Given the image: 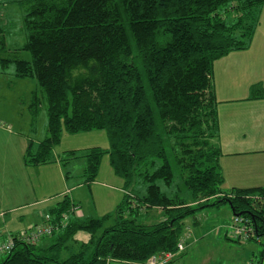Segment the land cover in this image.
I'll use <instances>...</instances> for the list:
<instances>
[{"label": "trees", "instance_id": "16d2710c", "mask_svg": "<svg viewBox=\"0 0 264 264\" xmlns=\"http://www.w3.org/2000/svg\"><path fill=\"white\" fill-rule=\"evenodd\" d=\"M26 40L13 57L18 78L36 80L29 111L46 106V135L26 162L46 163L62 130L105 131L109 146L91 148L85 182L95 179L102 153L123 179L124 194L112 213L72 218L46 248L16 240L0 264H129L161 250L176 251L184 219L206 207L228 205L249 217L264 258V187L222 189L221 151L211 138L218 129L213 68L216 60L250 44L264 0H22ZM27 51L29 59L16 53ZM260 95L258 85L252 87ZM74 156V151H71ZM172 184L175 191L171 194ZM206 199L196 206L191 201ZM137 204L162 205L165 219L137 221ZM252 195H259L258 198ZM263 196V197H262ZM138 204V205H139ZM74 203L63 195L54 217ZM109 218L112 224L104 226ZM87 243L69 251L76 232ZM99 232V233H98ZM226 238H228L226 236ZM234 240V239H231ZM68 251L66 256L63 252ZM178 255V254H177ZM173 258L167 264H173Z\"/></svg>", "mask_w": 264, "mask_h": 264}, {"label": "rangeland", "instance_id": "374dc122", "mask_svg": "<svg viewBox=\"0 0 264 264\" xmlns=\"http://www.w3.org/2000/svg\"><path fill=\"white\" fill-rule=\"evenodd\" d=\"M16 9L15 16L11 19V29L5 32L4 35V47H2L0 43V58L13 57L15 55L12 52L13 48L22 46L26 40V32L22 22L24 10L19 7ZM259 21L260 17L257 25H259ZM258 32L261 33L262 30L258 29L257 33ZM16 54L19 58H30L27 51H21ZM33 91L40 93L36 80L33 78L16 77L14 73V62L10 61L3 67L0 65V166L2 158L5 154L7 155L8 152V163L11 165V171L13 167L17 168L18 162H20L23 167V188L25 189L27 187L29 194L27 200H23L27 201L26 203L35 199H40V197L45 195H56V193H59L56 192L59 189H70L71 187V193L68 194L81 204V210L78 211V213L77 208L75 211L69 213L72 218L76 217V213L80 219H85L86 216H93L96 218L98 215H103V213H112L124 193L113 191L111 188L113 185L117 184V180H113L115 174L109 165L107 153H102L98 171L95 176V180L99 181V183H101L100 185H102V183H104V185L92 187L91 185H87L84 181L86 178V163L83 155L89 152L91 148L98 147L104 151L109 146L108 138L104 130L90 129L80 132L62 130L58 143H56L51 150V156L55 161L51 162V164L39 165L38 171L35 169L36 165L32 163L28 165V168L23 166L25 159H27L24 151L25 147L28 146L30 150H35L38 142L46 135L47 115L45 101L41 102L36 115H32L29 111V103ZM22 151H24V153ZM71 151H74V157ZM56 165L57 167L59 166L58 169L60 170L59 174L61 179H58ZM66 175L69 176V181L65 182L64 185V176ZM108 183L112 186L109 187L107 185ZM171 186L172 187L169 189H171L170 193L172 194L175 191L176 185L172 184ZM176 188H178V186ZM109 190L112 192L111 195L108 194ZM90 193L93 194L92 200L90 199ZM227 194V192H220L205 199L202 198L191 201L189 195L181 193V195L187 199L188 204L192 206H196L198 202H204L206 199L212 200L217 196H228ZM131 197L133 199L131 203L132 206L136 207L138 210V213L134 214L138 222L152 224L165 219V208L162 205H149L146 203H138V205L136 203L138 202L136 197H134L133 194H131ZM252 197L258 198L259 195H252ZM60 198L61 195L55 196L54 198L52 196L51 203H55ZM31 208L32 207L21 209L18 213ZM150 213H153V215L155 214V216L148 217ZM230 214L231 210L229 206L224 204L220 207L206 206L198 210L194 216L186 217L184 219L183 232L179 237V239L184 238L185 248L182 252L177 253L178 255H175L173 264H260L261 257L259 251L262 249L260 243L251 239H249L251 241L246 240L248 242L231 240V238L228 237L226 230L233 215L232 214L230 217ZM70 215L68 216L70 217ZM113 221V218H109L105 221L104 226L112 224ZM193 221L194 223L199 222L200 225L196 226L192 224ZM221 225L222 228L216 231V227H220ZM189 226L193 231L191 237ZM61 228L63 227L56 230V233H58ZM223 232L225 236H223ZM226 236L228 238H226ZM88 237H90V233L83 230L76 232L74 235L77 243L87 240ZM56 238L57 236L55 235V240ZM45 242L46 244H50V238H47L43 243ZM70 243H73V240L70 241ZM71 249L78 250V244L70 245V250ZM67 252L68 251H65L63 256H66L68 254ZM4 256L5 254L0 255V259ZM148 258L144 262H138L137 264H148ZM109 264L128 263L112 260ZM262 264H264V258Z\"/></svg>", "mask_w": 264, "mask_h": 264}, {"label": "crops", "instance_id": "0c3cea01", "mask_svg": "<svg viewBox=\"0 0 264 264\" xmlns=\"http://www.w3.org/2000/svg\"><path fill=\"white\" fill-rule=\"evenodd\" d=\"M21 1L22 0H0V43L2 47H4L5 32L11 29V19L15 16V11H17L16 8H22L25 13V8L22 6ZM263 11L264 5L260 9L259 25L255 28L250 44L244 49L234 50L222 56L216 60L213 68L214 92L217 100L216 112L218 129L216 135L211 138V142L221 151L218 161L224 177V182L222 184V189L224 191H229L232 188L264 187ZM24 13L22 14V22ZM258 29H261L262 32L257 33ZM254 85L260 86V95H253L252 87ZM27 150L28 146L25 147V155ZM24 151L22 152L24 153ZM8 156L9 152L2 158L0 166V231L4 236L8 234L15 235L28 230L34 224L43 223L46 214H51L53 216L50 210L55 206L58 200L55 203H51L52 196L54 198L58 195H61V197L67 195V197L77 205V213L81 210V204L69 195L71 193V187L70 189L61 188L56 191L59 192L56 193V195H45L29 203L23 201L27 200L29 196L27 187L25 189L23 188V167L20 162H18L17 168L13 167L11 171V165L8 163ZM53 161H55V159L52 157V159L46 163L33 165H36L35 169L38 171L39 165L51 164ZM28 165L30 164L27 163L25 159L23 166L28 168ZM56 168L58 179H61L59 174L60 170L58 169L59 166L57 167L56 165ZM64 177L63 184L65 185V182L69 181V176L66 175ZM113 178L114 181L117 180V184L113 185V187H111L112 185L109 183L107 185L111 187L113 191L124 193L123 179L116 174ZM86 184L92 187L104 185V183L100 185L101 183L95 179ZM90 194V199L92 200L93 194ZM108 194L111 195L112 192L109 190ZM116 195L119 196L118 194ZM121 199L118 201L117 205ZM27 207L32 208L18 213L19 210ZM77 213L76 217L73 218L80 219ZM104 214L106 213H103V215ZM103 215H98V217ZM231 215L232 211L230 217ZM152 216H155V214L153 215V213H150L148 217ZM86 218L95 217L86 216ZM192 224L196 226L200 225L199 222L194 223V221ZM189 228L191 237L193 231L190 226ZM220 228H222V225L216 227V231L220 230ZM223 236H225L224 232ZM47 238H50V244H46L47 241L43 243ZM88 238L90 239V237ZM72 240L73 243H70ZM87 240H77L79 241V243H77L73 236L67 243L69 251H76L70 250V245L78 244L79 248L81 244L87 243ZM55 241L54 234L49 237L45 236L38 241L37 246L46 248ZM255 259L257 260L256 257Z\"/></svg>", "mask_w": 264, "mask_h": 264}, {"label": "built area", "instance_id": "2783aa9c", "mask_svg": "<svg viewBox=\"0 0 264 264\" xmlns=\"http://www.w3.org/2000/svg\"><path fill=\"white\" fill-rule=\"evenodd\" d=\"M231 196V193L227 194ZM77 205H72L69 211L62 213L58 218L51 214H46L43 223L34 224L28 230L22 231L18 234H8L6 236L0 231V255L9 253L16 240H22L30 244H37L38 241L45 237L51 236L60 227H64L68 221L70 212L75 211ZM226 233L229 238L234 240L246 241L249 239H256L259 241L262 237L255 233L254 226L249 217L242 214H233L230 223L227 226ZM185 248L184 238H180L176 243V251L161 250L154 253L147 260L148 264H167L177 253L182 252Z\"/></svg>", "mask_w": 264, "mask_h": 264}]
</instances>
